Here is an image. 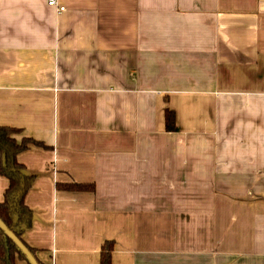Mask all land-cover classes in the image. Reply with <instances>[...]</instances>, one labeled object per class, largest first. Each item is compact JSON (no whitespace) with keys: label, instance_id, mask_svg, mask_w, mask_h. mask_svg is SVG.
I'll return each instance as SVG.
<instances>
[{"label":"crops","instance_id":"crops-1","mask_svg":"<svg viewBox=\"0 0 264 264\" xmlns=\"http://www.w3.org/2000/svg\"><path fill=\"white\" fill-rule=\"evenodd\" d=\"M58 2L0 0V126L46 146L17 154L37 259L264 264V0Z\"/></svg>","mask_w":264,"mask_h":264},{"label":"trees","instance_id":"trees-1","mask_svg":"<svg viewBox=\"0 0 264 264\" xmlns=\"http://www.w3.org/2000/svg\"><path fill=\"white\" fill-rule=\"evenodd\" d=\"M174 114L166 113V129H174ZM45 146L42 142L22 135V129L0 126V175L8 179V186L0 203V221L23 243L38 264H42L36 256L35 249L22 238L25 230L31 227L32 211L25 203V196L30 189L34 177L23 172V165L17 160V154L30 145ZM46 147V146H45ZM67 190H94L93 184L69 183L61 185ZM113 242H105L100 251L99 264H111ZM17 259L31 264L26 254L17 243L0 227V264H15Z\"/></svg>","mask_w":264,"mask_h":264},{"label":"water","instance_id":"water-1","mask_svg":"<svg viewBox=\"0 0 264 264\" xmlns=\"http://www.w3.org/2000/svg\"><path fill=\"white\" fill-rule=\"evenodd\" d=\"M0 227L4 230V232L9 235L17 245L22 249V251L26 254L27 258L31 262V264H38L33 255L29 252V250L23 245V243L0 221Z\"/></svg>","mask_w":264,"mask_h":264},{"label":"built area","instance_id":"built-area-1","mask_svg":"<svg viewBox=\"0 0 264 264\" xmlns=\"http://www.w3.org/2000/svg\"><path fill=\"white\" fill-rule=\"evenodd\" d=\"M47 4L53 7L56 10V12H61L65 9L64 6L59 4L58 0H47Z\"/></svg>","mask_w":264,"mask_h":264}]
</instances>
